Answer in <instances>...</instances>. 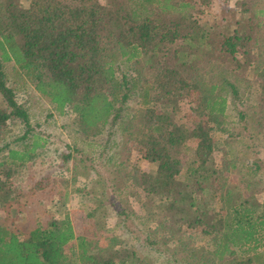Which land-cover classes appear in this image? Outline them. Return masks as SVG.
Masks as SVG:
<instances>
[{
	"label": "trees",
	"instance_id": "1",
	"mask_svg": "<svg viewBox=\"0 0 264 264\" xmlns=\"http://www.w3.org/2000/svg\"><path fill=\"white\" fill-rule=\"evenodd\" d=\"M200 2L208 11L211 0ZM233 5L223 21L208 15L210 21L202 22L203 10L186 0H0V140L16 121L25 128L23 139L31 128L6 83L3 62L18 66L56 110L74 114L87 135L119 117L115 106L128 99V89L125 77L117 79L116 65L131 62L141 82V108L129 125L136 129L143 159L154 167L136 172L133 182L171 230L184 226L209 238L211 250L201 260L206 255L211 264L254 259L258 264L264 200L254 197L251 177L231 148L227 99L219 81L234 95L236 87L225 75L242 80L250 72L262 80L253 115L261 134L264 0ZM183 100L197 118L190 128L179 109ZM189 139L195 143L191 160L184 152ZM41 141L33 136L28 151L8 150L0 163L5 178L0 181V264H145L98 221L77 235L69 217L57 220L50 214L58 205L53 199L66 198L59 186L62 174L33 183L10 181L32 166ZM258 163L255 158L246 166L258 171ZM243 249L253 252V259L239 262L235 252Z\"/></svg>",
	"mask_w": 264,
	"mask_h": 264
},
{
	"label": "rangeland",
	"instance_id": "2",
	"mask_svg": "<svg viewBox=\"0 0 264 264\" xmlns=\"http://www.w3.org/2000/svg\"><path fill=\"white\" fill-rule=\"evenodd\" d=\"M186 1L193 4L195 10H203V14L199 15L200 20L208 22V15L223 21L227 18V10L233 9L236 1L241 3L243 0H211L208 11L200 0ZM3 72L16 101L27 112L31 128L25 139L22 138L25 128L19 121L10 125L8 132L6 128L0 140V163L7 159L8 150L28 151L33 136L43 140V146L33 154L34 160L30 162L32 166L10 181L16 184L33 183L41 178L46 179L48 175L62 174L64 184L60 181L59 186L61 194H65L66 198L63 199L61 195L57 201L58 197H55L53 204L58 205L51 208L50 214L57 220L69 217L77 235L86 234L89 226L98 221L110 235L122 241L128 249L134 250L145 264H211L205 262L206 255L200 259L201 254L211 250L209 238L203 236L200 230L189 231L177 225V230H171V225L163 224L160 214L152 210V201L150 205L148 197L132 180L136 172H150L154 167L143 159L144 149L134 138L137 135L136 129L129 125L141 108L138 104L141 82H137V73L131 62L121 60L116 65L117 79L121 82L125 77L128 89V99L124 103L117 102L115 106L119 117L114 124L101 125L88 135L82 133L74 114L59 112L46 97L35 91L29 78L12 61L3 62ZM247 75L250 76L242 80L230 75L224 76L236 87V94L233 95L222 81H219V90L227 99L226 113L233 134L229 139L231 148L243 163V173L248 172L251 177L254 197L262 202L264 131L259 134L254 123L256 116H253L258 110L262 80L250 72ZM190 108L192 106L188 100H183L179 105L187 128L197 122ZM240 115L245 118L243 121ZM224 136L218 135V138ZM194 147L195 143L190 139L184 145V152L190 160ZM220 156L219 152L215 153L216 162H219ZM255 158L259 160L258 171H255L253 165L250 168L246 166ZM251 169L255 171L253 175H250ZM4 180L0 169V181ZM61 202H64L63 206H60ZM90 214L93 216L89 217ZM173 220L174 217L171 222ZM172 232L175 233L174 237L171 236ZM235 253V258L241 260L239 262L245 261L248 256L253 259L254 256L253 252L246 253L244 249L236 250ZM257 253V263L264 264V239ZM75 257L74 252L73 261ZM226 260L228 262L232 258ZM253 261L250 264H256Z\"/></svg>",
	"mask_w": 264,
	"mask_h": 264
}]
</instances>
